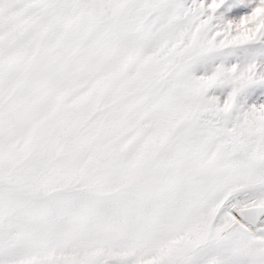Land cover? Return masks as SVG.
<instances>
[{
  "label": "snow or ice",
  "instance_id": "obj_1",
  "mask_svg": "<svg viewBox=\"0 0 264 264\" xmlns=\"http://www.w3.org/2000/svg\"><path fill=\"white\" fill-rule=\"evenodd\" d=\"M260 86L264 0H0V264H264Z\"/></svg>",
  "mask_w": 264,
  "mask_h": 264
},
{
  "label": "rangeland",
  "instance_id": "obj_2",
  "mask_svg": "<svg viewBox=\"0 0 264 264\" xmlns=\"http://www.w3.org/2000/svg\"><path fill=\"white\" fill-rule=\"evenodd\" d=\"M219 89L210 90L209 95H219ZM223 99V97H221ZM254 101H264V86L256 87L250 90L248 94V103H252Z\"/></svg>",
  "mask_w": 264,
  "mask_h": 264
}]
</instances>
